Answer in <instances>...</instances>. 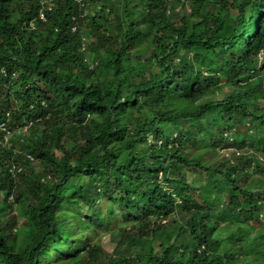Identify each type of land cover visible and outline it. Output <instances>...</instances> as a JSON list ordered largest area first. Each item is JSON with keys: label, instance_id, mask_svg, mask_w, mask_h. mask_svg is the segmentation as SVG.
Listing matches in <instances>:
<instances>
[{"label": "trees", "instance_id": "16d2710c", "mask_svg": "<svg viewBox=\"0 0 264 264\" xmlns=\"http://www.w3.org/2000/svg\"><path fill=\"white\" fill-rule=\"evenodd\" d=\"M43 1L0 0V264H264V0Z\"/></svg>", "mask_w": 264, "mask_h": 264}, {"label": "rangeland", "instance_id": "374dc122", "mask_svg": "<svg viewBox=\"0 0 264 264\" xmlns=\"http://www.w3.org/2000/svg\"><path fill=\"white\" fill-rule=\"evenodd\" d=\"M112 1H114L116 3V5L120 4L119 3L120 0H112ZM133 5H135V3ZM176 9L180 12L179 6H177ZM99 23L103 25L104 21L103 22H99ZM86 43H87V41H86ZM228 91H229V89H227L225 91V93L228 92ZM13 148L17 152H19L18 151V149H19V150H21L20 153H26L25 148H21L20 144L17 141H15L14 144L12 146H9L7 149H13ZM56 153H57L58 156L61 155L60 151H58ZM208 157H211V156L209 155ZM33 166H34V168H37L38 171L36 170V172L38 173V175L42 179V171L38 169L40 167L39 163L36 161ZM27 171L29 172L30 170H27ZM47 177H50V175L47 176ZM223 235L225 236L226 234H223ZM121 238H122V236L120 234H105V235H100V237L98 239H96L95 241L103 246L106 254L110 255V254L113 253L116 245L119 243ZM232 243H233V241L228 242L227 243V247L230 248Z\"/></svg>", "mask_w": 264, "mask_h": 264}, {"label": "clouds", "instance_id": "9594fccd", "mask_svg": "<svg viewBox=\"0 0 264 264\" xmlns=\"http://www.w3.org/2000/svg\"><path fill=\"white\" fill-rule=\"evenodd\" d=\"M52 4H53V0H44L42 2V6H41V9H40V13H39V16H40L41 19H44L45 18V12H44L45 9H50ZM84 45H86V41L84 42ZM2 128L5 130V127L4 126Z\"/></svg>", "mask_w": 264, "mask_h": 264}]
</instances>
